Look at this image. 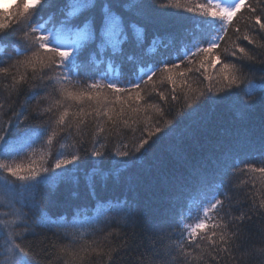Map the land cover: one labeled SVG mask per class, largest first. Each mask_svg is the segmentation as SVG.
Wrapping results in <instances>:
<instances>
[{
	"label": "snow or ice",
	"instance_id": "obj_1",
	"mask_svg": "<svg viewBox=\"0 0 264 264\" xmlns=\"http://www.w3.org/2000/svg\"><path fill=\"white\" fill-rule=\"evenodd\" d=\"M53 3L20 0L12 12H0V41L11 37L15 52L0 54V80L8 81L3 85L7 95L0 99V264H36L42 254L48 264L53 256L58 264H123L125 258L128 264H264V243H249L250 225L259 221L257 231L264 234V163L225 162L219 179L202 180L176 217L178 239L162 251L155 249L156 240L163 243L172 237L162 226L151 235L136 232L133 213L119 198L96 200L91 223L83 230L66 216L41 210L32 219L24 211L40 207L36 193L41 186L56 189L61 183H78L75 172L85 157L93 158L95 165L107 152L116 163L108 171L94 166L88 173L90 196L109 179L118 186L120 165L147 156L162 135L191 115L187 109L195 110L194 104L208 94L235 88L244 108L264 103V0H206L192 6L168 0V6L203 18L196 25L198 34L182 43L174 59L145 62L128 56L133 65L128 79L114 61L124 56L129 32L142 43L143 30L126 23L107 0H65L53 23V16L40 15ZM138 7L137 0H126L124 11ZM161 43L154 40L152 51ZM86 49H93L89 60L95 65L105 63L107 56V67L102 75L82 82L80 57ZM254 64L261 65L259 82L246 71ZM24 85L39 91H32L14 110V95L19 96ZM257 91L259 100L252 101ZM32 100H37L34 107ZM45 100L47 106L40 107ZM58 138L72 139L67 147L73 150L64 151L66 144L60 143L53 154ZM111 138L116 139L114 149L109 148ZM37 144L42 147L37 149ZM241 190L244 199L239 200ZM86 213V207L77 206L72 220ZM45 229L62 234L67 243L52 244L46 236L35 239ZM145 241L153 245L150 260L140 251Z\"/></svg>",
	"mask_w": 264,
	"mask_h": 264
},
{
	"label": "trees",
	"instance_id": "obj_2",
	"mask_svg": "<svg viewBox=\"0 0 264 264\" xmlns=\"http://www.w3.org/2000/svg\"><path fill=\"white\" fill-rule=\"evenodd\" d=\"M19 2L20 0L8 9H0V12L5 14L12 12ZM64 2L65 0H54L52 6L45 8L40 15L44 18L53 16V23L57 22L58 9L64 6ZM107 2L124 16L126 23H135L143 30L142 43H138L131 31L129 32V40L123 45L124 56L117 57L114 61V65L123 72L124 79H128L132 74L133 65L128 61V56L143 57L145 62L160 57L174 59L182 43L190 42L192 35L198 34L196 25L199 20L203 19L183 8L168 6V0H137L139 7L127 12L124 11L126 0H107ZM179 2L181 5L192 6L206 3V0H179ZM237 15L239 17L240 14ZM20 27L22 25H17L18 29ZM229 36H232L231 30ZM232 38L234 39V36ZM154 40H160L162 43L156 46L155 51H152ZM16 43L20 42L16 41ZM221 47H225L223 42ZM0 49H2L0 54L5 57L9 54L15 56L11 37H5L3 41H0ZM91 51L93 49H86L80 57L84 62L79 77L82 82H87L88 78L94 75H102L107 67V56L105 63L95 65L89 60ZM96 58L100 59L99 55ZM183 67L182 64L181 68ZM246 71L250 73L249 79L259 82L262 75L261 65L254 64ZM208 72L214 74L211 68ZM5 83L8 81L0 80V99L7 95L3 87ZM204 83L207 84L208 81ZM193 87L196 88L198 85L194 83ZM32 91L39 90L34 86H22L21 94L14 95V110H18L21 105L25 104ZM238 91L233 88L231 92H221L219 95L208 94L194 104L195 110L187 109L191 115L185 116L173 131L162 135L147 156L138 160L129 159L126 165H120L122 175L118 186H114L112 180L109 179L106 186H97L95 197L90 196L86 183L88 173L94 166L108 171L114 168L116 163L107 152L102 163L97 162L95 165L93 158L85 157L81 161L80 169L75 172L78 183H61L56 189L41 186L36 193V202L40 207L25 208L24 211L32 219L38 218L41 210L53 217L66 216L71 223L76 224L78 229L83 230L91 223L92 207L96 200L119 198L127 201L136 222L134 228L136 232L143 231L151 235L159 226H162L164 231L172 237L171 240L165 239L163 243L156 240L155 249L164 250L166 245L175 243L178 239L179 229L175 226L176 217L185 208L189 197L200 188L202 180L205 178L219 179V170L225 162L243 160L256 166L264 163V103L257 102L254 107L246 109L242 106L244 101L237 94ZM39 95L43 96L44 92H39ZM259 95L257 91L251 98L252 101H258ZM189 97L195 99L191 93ZM36 104L37 100H32L30 107ZM47 104L46 100L40 101L42 108ZM36 123L39 121L33 122V124ZM58 141L53 146V154L60 150V143L66 144L64 151L73 150L67 147L71 145L72 139L58 138ZM115 145L116 139L111 138L109 148L114 149ZM87 146L90 147V143ZM36 147L39 149L42 145L37 144ZM25 162H27L26 159ZM237 199H244L242 190L237 193ZM31 202V200L28 201V203ZM77 206L86 207L87 213L73 221V213ZM259 225L258 221L249 226L250 246L260 247L264 243V234L257 231ZM127 231L131 232L133 229H127ZM43 233L35 239L42 240L46 236L52 244L67 243L62 234L56 235L46 229ZM152 246L151 241H145L140 249L147 253L146 259L152 258L150 250ZM58 259L53 256L51 264H58ZM36 264H48V261L43 258L42 254ZM123 264H128L127 258Z\"/></svg>",
	"mask_w": 264,
	"mask_h": 264
},
{
	"label": "rangeland",
	"instance_id": "obj_3",
	"mask_svg": "<svg viewBox=\"0 0 264 264\" xmlns=\"http://www.w3.org/2000/svg\"><path fill=\"white\" fill-rule=\"evenodd\" d=\"M19 0H0V9H8Z\"/></svg>",
	"mask_w": 264,
	"mask_h": 264
}]
</instances>
